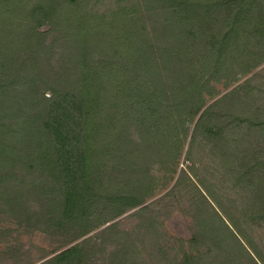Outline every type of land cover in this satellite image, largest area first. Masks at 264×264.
<instances>
[{"label":"trees","instance_id":"trees-1","mask_svg":"<svg viewBox=\"0 0 264 264\" xmlns=\"http://www.w3.org/2000/svg\"><path fill=\"white\" fill-rule=\"evenodd\" d=\"M262 65L264 0H0V211L42 264H264Z\"/></svg>","mask_w":264,"mask_h":264},{"label":"rangeland","instance_id":"rangeland-1","mask_svg":"<svg viewBox=\"0 0 264 264\" xmlns=\"http://www.w3.org/2000/svg\"><path fill=\"white\" fill-rule=\"evenodd\" d=\"M254 75H258V81L264 84V65L247 75L245 79ZM228 91L230 89L224 90L222 94L218 95L214 100H210L208 104L219 99ZM162 195L163 193L159 197ZM31 202V208L37 209L36 203L34 201ZM136 210L134 209L115 220L121 221V229H132L136 225V219L131 217ZM178 211L172 216L165 215V217H168L165 226L174 233L186 236L188 235L187 222L183 214ZM107 225L92 234L102 231ZM68 239H70L68 233L47 229L42 220L38 221L33 217L22 218L21 215L13 216L0 211V264H42L54 251L65 246ZM104 255V253L98 254L94 264H102L100 259Z\"/></svg>","mask_w":264,"mask_h":264}]
</instances>
